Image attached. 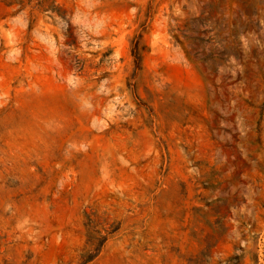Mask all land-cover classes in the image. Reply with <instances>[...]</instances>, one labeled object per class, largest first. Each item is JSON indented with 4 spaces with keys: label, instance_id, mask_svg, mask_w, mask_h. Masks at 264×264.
Returning a JSON list of instances; mask_svg holds the SVG:
<instances>
[{
    "label": "rangeland",
    "instance_id": "obj_1",
    "mask_svg": "<svg viewBox=\"0 0 264 264\" xmlns=\"http://www.w3.org/2000/svg\"><path fill=\"white\" fill-rule=\"evenodd\" d=\"M263 97L264 0H0V264H264Z\"/></svg>",
    "mask_w": 264,
    "mask_h": 264
},
{
    "label": "trees",
    "instance_id": "obj_2",
    "mask_svg": "<svg viewBox=\"0 0 264 264\" xmlns=\"http://www.w3.org/2000/svg\"><path fill=\"white\" fill-rule=\"evenodd\" d=\"M135 58H136V60H138L136 56H135ZM263 112H264V97H263L262 103L260 104L259 121L261 120ZM110 232H112V231H109L107 233L109 234ZM106 239H107V235L101 237V240H100L99 244L97 245V247H95L93 253L91 252V253H88V255H86L85 259L83 260V264L90 261L99 252L102 244L104 243V241Z\"/></svg>",
    "mask_w": 264,
    "mask_h": 264
}]
</instances>
